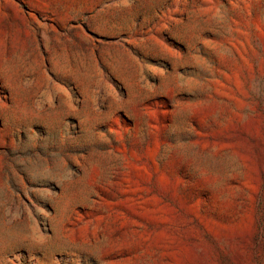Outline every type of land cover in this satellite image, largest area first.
Returning <instances> with one entry per match:
<instances>
[{
    "label": "rangeland",
    "instance_id": "obj_1",
    "mask_svg": "<svg viewBox=\"0 0 264 264\" xmlns=\"http://www.w3.org/2000/svg\"><path fill=\"white\" fill-rule=\"evenodd\" d=\"M0 264H264V0H0Z\"/></svg>",
    "mask_w": 264,
    "mask_h": 264
}]
</instances>
